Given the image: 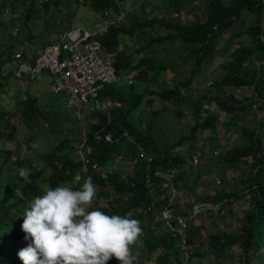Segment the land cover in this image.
<instances>
[{
  "label": "trees",
  "instance_id": "trees-1",
  "mask_svg": "<svg viewBox=\"0 0 264 264\" xmlns=\"http://www.w3.org/2000/svg\"><path fill=\"white\" fill-rule=\"evenodd\" d=\"M16 0H0V18L4 15L6 9H9L11 13L13 11V5ZM43 4L44 10L49 11L51 9L57 10L58 6L63 0H32V8L27 13V20L32 17L33 11H35L38 3ZM146 3L145 0L141 2ZM194 3H201L206 10V20L188 22H178L172 17V12L182 14L184 10V3L181 0H171L170 7L173 11L165 14L161 19L157 17L149 18L143 16L142 19L132 21V26L128 27V20L132 17L133 8L132 2L128 0H84V2L95 9L99 15L107 13H114L116 16L120 13L121 9L126 5H130V9L127 12L126 19L118 26L111 28L107 37L103 41L104 54L115 56L116 69L119 76L122 77L123 72L129 75L133 70H139L143 72L140 81L153 83L159 81L166 72L168 67L172 64L168 63L165 58L159 56V61L154 59L160 52L158 47L167 48L166 45L177 47L180 46L183 52H185L182 64L185 62L190 63L191 75L189 78L178 81L175 86L164 87V90L160 92L162 101L174 103L175 100L183 98L184 91L187 90L191 83L194 81L197 75H199L205 64L215 57L218 51H225L227 56L226 62L223 65V69L220 72L218 78L212 82V85L217 94L216 98L208 99L209 104H213V101L218 104L220 110L225 112H235V116L228 121V124L235 126L236 135L238 139H243V143L239 144L233 150V157L235 160H241L244 156L253 157V170L249 172L248 177L245 180H239L237 189L228 193H219L217 196L219 200L227 199L226 202H235L248 197L249 209L246 211L247 227H245L247 236H242L239 239L242 242V251L244 257L241 264H264V132L261 131V126H264V65L257 69L254 66V60L258 58L264 61V0H194ZM65 2H67L65 0ZM11 8H10V6ZM71 3L70 1L68 4ZM142 4L141 8L146 7ZM140 9V8H139ZM166 13V12H165ZM26 20V21H27ZM25 21V22H26ZM239 21L242 22L243 33L232 34V31L236 28ZM27 24V23H26ZM56 24V23H55ZM58 26V25H56ZM163 27L167 31L166 36L153 38L150 41L143 39L142 34L145 35L149 30H153L156 27ZM69 26L64 28L65 32L69 30ZM140 29L141 35L135 36V31ZM63 30H58L60 33ZM136 37V38H135ZM246 37L249 43L245 45L243 41L236 42L237 38ZM32 40V38H30ZM35 40V39H34ZM48 42H53V39L46 37ZM44 40V41H45ZM42 43V41H41ZM125 46V47H123ZM234 46L236 48H234ZM46 47V46H45ZM123 47V48H122ZM44 48V47H43ZM132 48L134 49L132 51ZM234 49L232 52L231 50ZM23 49H21V52ZM20 50L13 45L3 46L0 44V88L3 90L6 86H10L9 82L12 81V72L6 71V65L12 63L15 60L16 54ZM28 52H22L23 56H26ZM136 56H141L138 60H134ZM150 70V73L147 71ZM148 73L150 76H148ZM140 76V75H139ZM23 77L22 79H24ZM26 81V78L24 79ZM137 81V80H136ZM135 83L132 85H106L100 92V99L112 103L113 106V124L108 127L109 131H114L121 134L125 131L134 137L136 145H140L148 155L152 156L154 163L153 169H157L161 166L167 167L172 161L173 166L182 167L185 163L184 158H175L170 152L159 153L155 148V142L151 136L146 132L140 131L133 123L132 115L134 111L140 108L145 102L147 106H151L154 100L150 98L149 91L142 90L137 92L135 89ZM241 86H250L254 88L256 104H242L235 97L224 98L221 96V92L225 87L227 88H239ZM211 88V87H210ZM213 90V91H214ZM7 91V90H6ZM11 91L9 87V92ZM20 104L15 112H8L5 117L4 111L1 112L0 121L4 127L0 128V182L3 172V167L11 159V155L14 154L12 150L3 152V144L5 140L13 141L16 139L19 133V127L16 128L11 122L17 117L16 113H20L23 120L27 123L33 122L34 117L43 116V107L38 103L36 95H33L31 88L27 90V94L24 99L20 96L17 97ZM195 117L197 119L193 128V134H196L200 129H214L217 132L219 120L221 114L218 112H211L207 110L205 120L201 123L202 110L204 107V100L198 99L194 102ZM256 105V109H254ZM259 114L262 115L260 120H256L258 125H253V119ZM253 118V119H252ZM100 125L92 126L90 133L93 134L97 129L107 124L106 117L100 116ZM33 128V126H32ZM34 129V128H33ZM30 134H26L27 142L30 141ZM33 135V134H32ZM33 137V136H32ZM90 138V144L94 146L95 155L93 161L99 162L101 165L106 166L109 162L118 157H122V149L127 146V142L121 141L115 144H105L103 142H96L92 135ZM194 138V137H192ZM34 139V137H33ZM21 142V140H19ZM182 140L178 145L182 144ZM30 147V145H28ZM194 148V146L191 144ZM219 146L218 139L214 137L211 140L209 148L213 151ZM17 147L18 146L17 144ZM75 145L69 138H63L56 146H54L48 153L45 154V160L48 161L47 168L38 172H31V183H27L22 187L23 196L31 201L37 195H42V187L38 186V181L46 174L49 173L47 182L53 188L68 185L73 190H79L84 181L88 177H84L82 182L73 184L74 177L79 171V164L74 158ZM158 152V153H157ZM205 152H207L205 150ZM138 157L139 151H136ZM203 156H207L202 152ZM4 157L3 159H1ZM247 163V162H245ZM195 167V166H193ZM146 176L145 161L140 160L137 163V170L134 174H123L121 171L114 172L108 181L101 180L100 177L95 176L92 178L96 189L108 187L116 196L106 195L103 200L104 206H99L97 210L104 212L105 214L124 216L129 211L133 212V219H137L144 223L141 218L147 217L148 221H154L153 213L140 214L142 209L147 210V206L153 200V197L149 194L150 191L144 186V180ZM17 177L21 183H25L23 178ZM243 188L240 189L241 185ZM6 185V184H4ZM2 191V185L0 183V192ZM163 193V192H162ZM245 194V195H244ZM179 196V193H178ZM97 198V196L95 195ZM94 197V198H95ZM11 192L2 195L0 193V264H11L15 259H10L14 251L19 252L24 247H27L31 242L25 240V233L21 229V221L18 218H13L11 212H21L20 203H11ZM107 200V201H105ZM11 203V204H10ZM95 202H92L94 204ZM165 204H162L164 207ZM139 210V211H137ZM212 210V209H211ZM211 210H208L210 212ZM141 224V223H140ZM145 228V227H144ZM189 231V230H188ZM187 231L188 243L193 250L195 243L191 242V234ZM150 238V237H149ZM145 238L148 248L152 253L158 252L160 249L168 252L174 250V242L169 240L170 236L166 233L159 236V240H153ZM224 239H229L225 236H212L210 246L215 251L217 257L221 256L226 245L230 242H224ZM4 243L6 244V251L4 252ZM15 249L13 250V247ZM9 247V249H8ZM251 248H254L256 252V258L251 257ZM175 251V250H174ZM176 252V251H175ZM177 253V252H176ZM194 253V250H193ZM202 255V253L196 251L193 254L194 258ZM168 255H163L161 263L166 264L168 262ZM181 263V258L176 259V264ZM112 264H119V261L112 259ZM193 264V260L191 262Z\"/></svg>",
  "mask_w": 264,
  "mask_h": 264
},
{
  "label": "rangeland",
  "instance_id": "rangeland-1",
  "mask_svg": "<svg viewBox=\"0 0 264 264\" xmlns=\"http://www.w3.org/2000/svg\"><path fill=\"white\" fill-rule=\"evenodd\" d=\"M62 1L57 10L51 9L49 11L44 10L43 4L38 3L35 11L32 13L30 20H27V13H29L32 6V0H16L12 6L13 11L17 12L19 17L18 21H13L12 18L2 15L0 18V44L3 46L13 45L15 48L22 52H26V48L29 54H33L37 50L47 47L52 43L59 42L61 35L65 32L64 28L69 26L82 27L84 29L92 30L94 24L99 22L101 18H114L115 14L110 12L108 16H102L96 12L90 11L86 8L80 7L75 0ZM71 2L68 4V2ZM132 2L133 13L132 17L128 20V27L132 26V21H137L148 16L149 18L157 17L162 18L165 14L172 12L170 7L171 0H145L146 3L141 0H128ZM184 3V10L182 14L172 12V17L178 22L204 21L206 20L205 5L201 3H194V0H181ZM142 4L146 7L141 8ZM9 5V3H8ZM143 5V6H144ZM10 6V5H9ZM11 8V6H10ZM140 8V9H139ZM166 12V13H165ZM179 17H175V15ZM27 20V21H26ZM26 21V22H25ZM27 23V24H26ZM56 23V24H55ZM58 25V26H56ZM19 29L17 33L16 30ZM63 30L58 33V30ZM167 31L163 27H156L153 30H149L147 33L142 34L140 29L135 31L136 35H141L146 41L151 39L166 36ZM242 22L239 21L236 28L232 31L233 35L242 34ZM46 37L53 39V42L46 41ZM32 38V40H30ZM136 38V37H135ZM35 39V40H34ZM45 40V41H44ZM42 41V43H41ZM243 41L245 45L249 43L246 37H240L236 39V42ZM125 47V46H123ZM122 47V48H123ZM167 48L158 47L160 52L154 59L159 61V56L166 57L168 63L172 66L168 67L166 74L159 79V81L153 83L141 82L142 73L135 82V89L137 92L142 90L149 91V96L154 100L151 106H147L144 102L143 105L134 111L132 115L133 123L138 130L148 133L149 136L155 142V148L159 153L170 152L172 155L173 150L178 146L180 140L183 139L180 146H194V151H201L207 154L199 160L198 165L192 166L188 155H183L185 160L182 166L181 176L176 182V187L179 193L175 214L184 218L183 224L186 226L187 231L191 234V242L195 244L193 246L194 253L196 251L202 253V255L196 256L193 264H241L244 252L242 251V242L239 239L242 236H247L245 227L248 223L246 220V211L249 209L248 197L237 200L235 202H226L227 199L219 200L217 196L219 193H228L237 189L238 181L245 180L248 177L250 171L253 170V157L244 156L241 160H235L233 157V150L236 146L243 143V139H238L236 135L235 126L228 124V121L235 116V112L223 113L218 104L213 101V104H209L208 99L217 97L213 85L210 88V84L219 77L220 72L223 69V65L226 62L227 56L225 51H218L211 60H209L203 69V71L196 76L190 87L184 91L183 98L175 100L174 103L162 101L159 95L164 87L175 86L178 81L187 79L191 75V65L185 62L182 64L185 58V52L182 51L180 46ZM237 47V46H236ZM234 46V48H236ZM238 48V47H237ZM21 49L23 51L21 52ZM134 49L132 48V51ZM234 49L231 50V52ZM23 55V54H22ZM141 56H136L134 60H138ZM264 61L256 58L254 60V66L259 69L263 67ZM20 63L17 60H13L12 63L6 65V71L12 72V81L9 82V87L5 89L0 88V116L4 111L5 117L8 112L12 113L18 108L20 104L19 99H24L27 90L31 88L33 95L37 96L40 106L43 107V116H35L33 122H25L20 113H16L17 117L12 120V124L18 128L19 133L15 140H5L3 144V152L12 150L14 154L11 155L10 161L3 167L1 185L2 195L9 192L12 194L11 203H20L21 212H11L13 218H18L23 221V212L29 206V200L22 194V187L26 183H21L17 177V169L19 167H26L31 172L42 171L47 168L48 161L45 160V154L48 153L54 146L63 140V138H69L74 145L78 140V130L80 124L73 118V110L68 109L65 105V98L63 95L55 96L50 93L52 76L41 75L36 80H32L30 77L23 75L26 81L22 78H18ZM150 73V70L147 69ZM148 73V76L150 74ZM125 72H123L122 78H126ZM118 85L119 84H112ZM124 86V85H123ZM7 90V91H6ZM214 90V91H213ZM255 91L253 87L241 86L237 88H227L221 92V96L224 98L235 97L242 104H256ZM198 99L204 100V107L208 106L210 111L221 114L219 120V126L217 132L214 129H200L196 134H193V128L196 124V117L194 111V102ZM104 102V101H103ZM115 106V105H114ZM113 106V108H115ZM256 109V105H254ZM262 117L261 114L253 119L252 124L258 125L257 121ZM258 118V120H256ZM0 128L4 127L1 125ZM87 128L91 129L92 126L100 125V118L90 117ZM203 122V120H201ZM33 126V128H32ZM261 131L264 132V126H261ZM30 141L27 142L26 134ZM34 139H33V137ZM135 137V136H134ZM132 137V138H134ZM194 137V138H192ZM216 137L218 139L219 146L213 151L209 148L211 140ZM21 140V142L19 141ZM18 146L20 147H17ZM30 145V147L28 146ZM35 145V147H34ZM1 146V143H0ZM205 150L207 152H205ZM157 152V153H158ZM122 157L116 158L109 162L105 167L113 172L121 171L123 174H134L137 170V163L141 159L136 153V149L133 144H127L122 149ZM75 156V152H74ZM2 157L1 159H3ZM76 158V156H75ZM4 160V159H3ZM247 162V163H245ZM49 173H46L39 181L38 186L41 189L44 186H50L47 182ZM6 184V185H4ZM240 184V183H239ZM241 185V184H240ZM99 187V186H98ZM96 189V196L89 208L91 210H97L99 206H104V199L109 196L115 197V193L108 187ZM243 188L241 185L240 189ZM160 192H153V196L159 201ZM245 195V194H244ZM116 196L115 198H119ZM10 203V204H11ZM204 204L203 209L196 208ZM162 205H158V212L161 210ZM212 209L210 212L208 210ZM149 223V222H147ZM148 236L152 233L153 240L157 239L158 234H162V226H154L152 228H146ZM225 236L229 239H224V242L229 241L221 256L217 257L215 251L211 248L210 242L212 236ZM143 237L139 238L140 241ZM151 238V239H152ZM9 249V247H8ZM131 253L135 256L133 264H160L163 253L159 251L152 253L147 245V242L140 243L136 246H130ZM15 249V246L13 247ZM6 251V244L4 243V252ZM10 259L14 260L11 264H23L20 260L18 253L14 251ZM170 264H176V259H179V255L172 250L170 253ZM251 257L256 258V252L254 248H251ZM115 259V258H112ZM112 259L108 264H112Z\"/></svg>",
  "mask_w": 264,
  "mask_h": 264
},
{
  "label": "built area",
  "instance_id": "built-area-1",
  "mask_svg": "<svg viewBox=\"0 0 264 264\" xmlns=\"http://www.w3.org/2000/svg\"><path fill=\"white\" fill-rule=\"evenodd\" d=\"M75 1L80 6L85 5L84 0ZM89 9L95 11L93 7ZM129 9L130 5L126 4L115 19L103 18L94 24L92 30L81 27L71 28L59 42L38 50L32 58L25 59L21 53L15 56V60L20 63L18 78H23V75H26L32 80H36L41 75L52 76L50 93L55 96H64L66 107L73 110V117L80 124L75 155L81 164V173H100L104 180H107L109 175L102 172L99 164L93 161L94 148L89 140L92 135L95 141L107 143L114 141L113 133H107V128L112 124L113 109L109 103H104L100 99V92L106 85L114 83L119 85L134 84L139 78L140 71L133 70L124 79L119 76L116 69L117 60L115 56L104 54L103 41L111 28L118 26L126 19ZM4 15L12 18L13 21H18L20 17L16 13H11L9 9L5 10ZM175 17H179V15H175ZM16 32L18 33L19 29ZM210 85L212 87V83ZM207 109H209L208 106ZM100 116L106 117L107 124L91 134L87 128L89 118H100ZM124 137L134 143L128 133H125ZM136 148L140 157L146 162V185L150 188L159 185L162 190L169 192L168 197L162 196L165 205L156 221L164 222L165 232L171 239L178 241L175 247L181 254L182 264H191L194 253L186 238L184 218L175 214V205L178 199L175 179L180 173V168L173 166L170 161L167 167L161 166L153 171L152 156L148 155L140 145H136ZM183 149L177 148L175 155ZM200 157L201 154L196 152L192 162L198 163ZM81 173L77 174L75 182L81 180ZM203 206L205 205L201 204L196 208L200 212ZM155 207V203H152L146 211L141 210L140 214L152 212ZM144 236L142 231V237Z\"/></svg>",
  "mask_w": 264,
  "mask_h": 264
},
{
  "label": "clouds",
  "instance_id": "clouds-1",
  "mask_svg": "<svg viewBox=\"0 0 264 264\" xmlns=\"http://www.w3.org/2000/svg\"><path fill=\"white\" fill-rule=\"evenodd\" d=\"M104 103H109L110 105L112 104L107 101H104ZM209 109L205 106L203 107L202 112L204 113ZM109 132L114 135V141L112 143L104 141L96 142L115 144L123 141L133 144L137 151L135 141L132 143L124 137V134L128 133V135L132 138L129 132L125 131L118 135V133L109 131L107 128V133ZM132 140L134 139L132 138ZM180 145L173 150L172 156L175 158H183V155H188L192 166L198 165L199 160L202 159L203 156L202 152L194 151L192 146ZM179 147L184 149L175 155L176 149ZM196 152H199L201 157L198 159V163L195 164L192 162V158ZM141 159L145 161V159ZM76 162L79 164L78 173H81V164L78 162L77 157ZM94 162L99 164L101 171L106 172L109 175V178L113 175V171L108 170L97 161ZM157 169H153L152 166L153 171ZM181 170L182 169L180 167V173L175 179V186L178 178L181 176ZM17 171L26 184L31 183L29 178L32 173L29 168L19 167ZM77 174L75 175L73 181L75 186H77L76 184L82 182L84 177H88L79 190H73L72 187L68 185H61L55 188L46 185L42 189L43 194L35 196L34 199L29 202L28 208L24 210L22 214L23 223L21 224V229L25 233V240H29L31 242L27 247L22 248L18 252V256L23 264H108L112 258L119 261V264H133L135 256L132 255L130 246H136L145 242L144 239L147 237L148 233L146 228L161 225L163 228L161 231L163 232L162 234L166 233L164 229V222L156 221V218L163 210L162 207L158 212V205L164 204L162 196L166 195L168 197L169 192L162 190L159 185L154 188L148 187L146 185V176L144 186L150 191L149 194L153 197V200L149 203L147 208L152 203H155L156 205L152 212H147L155 215V222L153 223H151L152 221H148L147 217L141 218L144 223L137 219H133L132 211H129L124 216H109L100 210L89 211L96 195V186L94 185L92 178L98 176L101 180L104 179H102L100 173H81V180L79 182H75ZM109 178L104 181H108ZM155 191L160 192L159 201H157L153 196V192ZM142 231L145 235L141 239L144 240L143 242L139 239L142 237ZM162 234H158V238ZM158 238L156 240H159ZM174 250L179 253L181 258L180 264H182L183 259L180 252L175 246ZM159 252L168 255L169 258L170 254L168 251L160 249ZM194 260L195 258L193 257V261ZM166 264H170V261L168 260Z\"/></svg>",
  "mask_w": 264,
  "mask_h": 264
},
{
  "label": "crops",
  "instance_id": "crops-1",
  "mask_svg": "<svg viewBox=\"0 0 264 264\" xmlns=\"http://www.w3.org/2000/svg\"><path fill=\"white\" fill-rule=\"evenodd\" d=\"M75 2H76V1H75ZM76 3H77V2H76ZM80 7H82V8H86V9L90 10L89 8H90L91 6H88V5L85 3L84 6H80ZM90 11H91V10H90ZM94 12H96V11H94ZM101 16H102V15H101ZM102 17H103V16H102ZM116 17H117V16L115 15V17L112 18V19H110V18H106V19L113 20V19H115ZM103 18H105V17H103ZM103 18H101V19H103ZM73 27H77V26H72L71 28H73ZM71 28H70V29H71ZM81 28H82V27H81ZM93 28H94V27H93ZM70 29H69V30H70ZM69 30H67V31H69ZM67 31H66V32H67ZM66 32H64V33L61 35V38H62V36H63ZM52 44H53V43H52ZM50 45H51V44H50ZM48 46H49V45H48ZM41 49H43V48H41ZM39 50H40V49H39ZM37 51H38V50H37ZM37 51H36V52H37ZM36 52H34L33 54H29V53L27 52V53H26V56H25L24 58H25V59L32 58V57H34V55H35ZM211 112H213V109L211 110ZM215 112H216V111H215ZM217 112H218V111H217ZM202 118H203V119H201V120L204 121L205 118H206V114L203 113V114H202ZM201 120H200V122H201ZM201 123H202V122H201ZM178 167H179V166H178ZM179 168H180V167H179ZM181 169H182V167H181ZM181 217H182V216H181ZM148 233H149V232H148ZM148 233H147V238H149V237L152 238L151 236H152L153 233H152L150 236H148ZM157 238H158V236H157ZM186 238H187V234H186ZM187 240H188V238H187ZM170 241H171V242H172V241L174 242V246H175V244H177V242H178V241L175 240V239H170V240H169V243H170ZM170 252H171V251H170ZM170 252H169V253H170ZM177 254L179 255V253H177ZM179 257H180V256H179ZM168 260L170 261V255H169Z\"/></svg>",
  "mask_w": 264,
  "mask_h": 264
}]
</instances>
